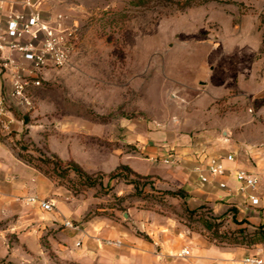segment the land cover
Listing matches in <instances>:
<instances>
[{"label": "rangeland", "instance_id": "obj_1", "mask_svg": "<svg viewBox=\"0 0 264 264\" xmlns=\"http://www.w3.org/2000/svg\"><path fill=\"white\" fill-rule=\"evenodd\" d=\"M24 1L10 0L7 8H23ZM31 1L45 16L65 14L77 39L67 63L40 75L31 108L9 107L22 122L7 142L16 157L83 199L81 220L108 216L125 223L131 214L156 213L218 246L254 247L237 239L232 209L190 210L184 195L168 193L181 190L178 162L161 158L175 152L178 160V130L197 141V133L217 128L220 135L225 122L252 120L250 108H264L257 95L264 89V0ZM116 151L154 169L121 170L113 178L118 166L86 171L102 162L114 167ZM24 203L16 198L6 204L10 213L0 209V233L12 254L19 239L10 224ZM41 243L49 247L45 234ZM20 252L9 263L57 264L52 251L36 254L23 244Z\"/></svg>", "mask_w": 264, "mask_h": 264}, {"label": "crops", "instance_id": "obj_2", "mask_svg": "<svg viewBox=\"0 0 264 264\" xmlns=\"http://www.w3.org/2000/svg\"><path fill=\"white\" fill-rule=\"evenodd\" d=\"M15 10L27 8L16 7ZM9 87V79L0 73V95H6ZM257 95L263 98L264 89ZM256 112L263 114L264 108ZM9 118V129L0 127V209L8 214L11 207L7 203L31 195L53 198L56 208L45 211L37 203L16 206L18 219L10 225L18 234V251L12 254L6 232H1L0 260L19 261L15 255L21 253L23 244L36 254L54 252L57 264H242L241 259L248 254L264 256L262 243L240 249L218 246L190 231L186 225L179 228L178 221L168 215L131 214L129 219L132 220L125 223L108 216L81 220L87 211L83 199L75 198L67 189L61 190L12 152L7 142L19 135L22 122L13 111ZM222 128L220 135L217 128L197 133V141L188 139L178 130V189L184 190L188 209L204 204L216 213L232 209L239 227L255 228L264 223V177L256 189L259 203L255 205L238 190L235 173L238 169L257 171L264 167V121L259 116L249 120L243 115L235 123L225 122ZM228 154H232L234 160H228ZM211 155L223 158L227 172L202 183L194 168L205 164ZM116 156L118 161L114 167L104 162L84 167L89 173L111 172L120 164L128 165L138 174H149L147 171L154 169L140 167L126 151L121 154L116 151ZM219 181H225L228 188H221ZM65 220L79 222H74L76 228L66 227ZM43 234L48 248L42 247ZM108 240H121L122 244H110ZM185 247L190 248V254L180 256Z\"/></svg>", "mask_w": 264, "mask_h": 264}, {"label": "built area", "instance_id": "obj_3", "mask_svg": "<svg viewBox=\"0 0 264 264\" xmlns=\"http://www.w3.org/2000/svg\"><path fill=\"white\" fill-rule=\"evenodd\" d=\"M10 0H0V73L9 79L10 87L6 95H0V127L9 129L12 111L10 106L31 108L30 91L41 85L40 75L51 67H60L68 62L76 43V26L70 24L63 14L43 15L31 0L23 2L27 10H7ZM264 121V113L254 112ZM175 152H170L161 160L166 164L178 162ZM154 159V158H153ZM228 160H234L232 154ZM194 170L202 183L212 178L222 177L227 169L223 158L208 156L205 164L197 165ZM239 183L238 190L246 194L252 204H258L256 189L264 177V167L257 171L238 169L235 173ZM221 188H228L225 181H219ZM1 188V182H0ZM25 203H37L43 210L52 211L56 208L53 198L31 195L18 197ZM66 227L76 228L72 220H65ZM107 243L121 245V240H108ZM190 248L185 247L180 256H188ZM242 264H264V256L259 253L248 254L241 259Z\"/></svg>", "mask_w": 264, "mask_h": 264}, {"label": "trees", "instance_id": "obj_4", "mask_svg": "<svg viewBox=\"0 0 264 264\" xmlns=\"http://www.w3.org/2000/svg\"><path fill=\"white\" fill-rule=\"evenodd\" d=\"M77 171L78 173H83L82 169L77 165ZM121 170H128L131 173L137 174L132 168H130L128 165L121 164L117 167L116 172L112 173L110 178L115 177V175H118L119 171ZM95 181L88 182V185H93L95 184ZM168 193H171L172 195H177L178 193L181 194V196L184 195L183 191H168ZM247 226L245 227H240L238 231L236 232V237L237 239H241L240 241H244L242 244H247V245H256V244H264V223L260 224L259 226L255 227L252 229V231L249 232L247 230ZM0 264H11L9 262H6L5 260H0Z\"/></svg>", "mask_w": 264, "mask_h": 264}, {"label": "water", "instance_id": "obj_5", "mask_svg": "<svg viewBox=\"0 0 264 264\" xmlns=\"http://www.w3.org/2000/svg\"><path fill=\"white\" fill-rule=\"evenodd\" d=\"M125 216H128V214H127V213H125Z\"/></svg>", "mask_w": 264, "mask_h": 264}]
</instances>
